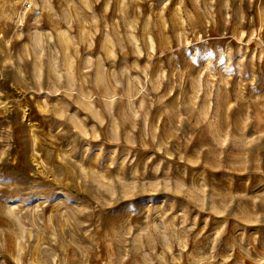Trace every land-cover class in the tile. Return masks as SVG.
<instances>
[{"label": "rangeland", "instance_id": "obj_1", "mask_svg": "<svg viewBox=\"0 0 264 264\" xmlns=\"http://www.w3.org/2000/svg\"><path fill=\"white\" fill-rule=\"evenodd\" d=\"M0 264H264V0H0Z\"/></svg>", "mask_w": 264, "mask_h": 264}]
</instances>
